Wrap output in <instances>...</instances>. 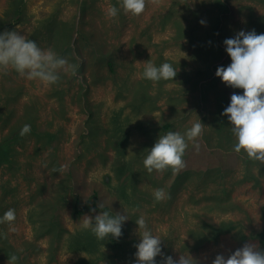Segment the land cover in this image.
Returning a JSON list of instances; mask_svg holds the SVG:
<instances>
[{
	"label": "rangeland",
	"instance_id": "obj_1",
	"mask_svg": "<svg viewBox=\"0 0 264 264\" xmlns=\"http://www.w3.org/2000/svg\"><path fill=\"white\" fill-rule=\"evenodd\" d=\"M9 1L0 0V16L7 10ZM22 1L24 4L21 20L5 25L0 33L5 30L18 31L34 40L41 49L51 48L54 51V43L52 41L48 43L46 38L49 37L47 25L43 23L52 16L74 19L76 29L82 27L87 32H93L95 34L93 39L95 41L99 39L103 43V49L110 52L114 60L115 71L107 70L103 63L105 58L101 53L91 58L95 51L93 45L95 41H93L90 46L83 47V55L89 62L86 67L91 72L92 69L95 70L96 74H91L87 70L85 71L87 77L84 79L79 74L73 77L61 72L58 82V89H63L61 98L54 93V84L45 85L39 80L22 78L11 69L0 72V142L4 139L12 140L7 145L1 146L5 149L8 161L4 158L0 159V185L7 184L15 188L12 198L10 195L6 197L7 201L12 199L8 209H14L16 215L12 227L17 231L10 232L9 225L7 227L10 242L20 252L15 264H80L76 259L84 251L68 249L63 242L64 236L54 244L51 239L52 234L46 233L36 238L37 241L33 242L34 246L26 247L24 240L35 239L27 215L34 212V215L39 216L40 210L45 213L47 210L56 209L55 213L63 227L69 232L75 231L81 227L84 215L94 217L100 212H92L93 208H90L78 217L74 216L72 213L74 197L78 196L82 204L87 203L91 206L95 198L94 191L98 192L99 204L108 206L110 212H120L128 216L126 222L131 227L128 238H133L135 244L140 240L136 219L141 215L145 216L149 229L161 238L162 252L166 256H172L173 259H178L181 254H188L193 258L194 264H212L217 254L227 258L245 243L251 242L259 246L257 239L249 237L254 227L260 228L263 224L261 207L264 205V164L260 162L246 164L248 157L245 152L211 150L208 154L209 161L223 159L228 166L229 162L233 163V172L228 173L225 178L231 182V184L227 183L229 185L227 199L236 206L227 207L228 211H222L220 215L212 208L211 211L208 208L204 209V206H208L207 202L212 203L205 197L211 195L213 184L206 186L202 191L182 188L170 200L169 205L166 203L167 199L156 202L153 192L158 188H163L166 192L167 180H163L166 176L157 172L149 173V176L145 168L135 185L138 191L130 197L131 190L126 188L129 198L123 201L124 199L120 198V193L115 189L117 178L113 161L116 159V152L108 145V136L105 133L102 134L103 137H86L81 147L82 157L77 159L76 150L80 149V146L76 145V140L83 129L87 115L81 108L82 103L78 102L76 97L72 96L71 100L69 93L73 90L80 89L85 94L88 100L83 106L90 107L94 111L92 119L98 128L108 126L113 109L118 111L117 118L132 119L128 113L130 108L128 104L134 102L138 94L135 91L143 89L144 86L154 99L141 101L149 110H142L141 113L136 114L134 119L137 121L157 124L162 123L168 114L180 110L182 106L190 112L193 110V104L191 105L193 95L190 91L184 95L182 101L174 102L173 107L168 102L167 93L176 90L177 86H181L180 83L163 80L153 82L143 76L144 65L149 61L153 63V59L159 55L165 60L174 61L177 64L176 70L181 68L182 63H185L183 67L188 71L196 67L195 61L188 58L189 51L180 49L173 43H162L171 41L168 31L164 30V27L161 28L158 19L164 12L167 0H146L145 9L139 16L125 14L120 9L114 18L106 16V9L112 6L119 8V0ZM83 1L86 6L81 11L80 6ZM232 1L233 18H229L228 23L231 21L236 33L240 30L246 31L250 21L247 11L252 10L258 18L264 14V4L256 0ZM9 9L10 7L8 12L11 13ZM147 35H149V43ZM77 37L74 34L66 43L71 44L73 40L78 39V42L84 45ZM155 42L159 45L155 46ZM127 79L129 84L122 85L121 83ZM162 86L163 91H159ZM122 89L127 90L120 93ZM59 99L64 100L61 104L66 108L65 116L56 113L59 111L57 108L60 106L59 101L57 102ZM124 104L127 108L118 110ZM195 117L193 112L189 121H194ZM26 124L31 126V131L21 136L20 131ZM43 131L46 132L43 134ZM59 131L56 146L54 141L43 142L50 139L51 133ZM145 141V135H141L138 131L131 132L130 147L132 143L138 145ZM102 143L106 144L108 149L103 148ZM131 153L136 155L139 152H125L126 159L130 158ZM202 154L200 153L197 159L201 163L207 162V155ZM245 155L243 161L242 157ZM142 158L144 159L145 156ZM195 162L196 160H193L192 164L195 165ZM61 166L63 171H54V169L59 170ZM246 168L250 169L249 172L255 178L243 177ZM154 180L158 184L163 183V187H158ZM61 183L66 187L64 204L57 205L60 200L57 193L62 192L59 186ZM123 195L125 194L121 192V197ZM199 215L204 219L213 217L214 221L230 218L238 221L240 225L233 227L230 232L219 234L217 239L194 247L195 242L190 229L197 224ZM238 230L244 239L238 236ZM136 251L135 247L133 255L128 257V264H134ZM8 260L0 256V264H8ZM155 260L157 264H161L162 257L158 255ZM105 263L104 260L97 262V264Z\"/></svg>",
	"mask_w": 264,
	"mask_h": 264
},
{
	"label": "trees",
	"instance_id": "obj_2",
	"mask_svg": "<svg viewBox=\"0 0 264 264\" xmlns=\"http://www.w3.org/2000/svg\"><path fill=\"white\" fill-rule=\"evenodd\" d=\"M75 1L80 2V0ZM256 1L264 4V0ZM23 4L22 0L9 1L8 8L10 7L9 10L12 15L8 12L7 8L4 14L0 16V31L5 25L21 20L23 15ZM85 6V1H83L80 6L81 11L84 10ZM248 9L250 8L248 7ZM87 10L88 6L86 8V11ZM247 12L250 21L248 23L249 25L247 24L248 26L245 32L255 30L258 35L264 33V14L261 15V18H258V15H255L252 10ZM232 14V0H167L164 12L158 17L161 28L164 27V30L168 31L171 39L169 42L162 43H173L174 46L189 51L187 54L188 58L190 57V59L194 60L196 63V67L190 71L186 70L183 67L185 63H182L181 68L177 70V74L173 80H168L173 81L172 83H180L181 85L177 86V89L173 90L171 93H167L169 96V104L173 107L174 102L178 100L182 101L183 98H185L184 95L190 91L193 95L191 103V105L193 104V110L191 112L182 106L180 110L171 112V115L168 114L167 118L162 123L147 124L135 120L134 117L136 114L141 113L142 110H149L143 106V102L141 101L148 100L149 98L154 99V96L149 95L146 91L147 87L144 86L143 89L135 91L138 93L134 100L135 103L132 102L128 104L130 106L128 113L132 116V119L129 117H125L124 119L117 118L118 111L117 109H113L112 115L109 117L108 126L98 128L95 121L92 119L94 117V111L90 107L88 108L85 106L84 108L83 106L86 105L88 99L85 94L82 93V90H73L69 93L71 100L72 96H74L78 102L82 103L81 108L87 115L84 120L83 129L79 132L76 140V145L80 146V149L76 150L77 159L82 157L80 152H82V143H85L86 137L98 138L105 133L106 136H108V145L116 152V159L113 161V169L117 178L115 189L117 193H120V198L124 199L123 201H126L129 196H133L138 191L135 185L140 178L139 176L145 171L143 165L144 159L142 157H146L148 150L155 144L159 136L169 131L183 134L191 127L193 122L200 119L204 124V130L202 135L198 137L195 142L199 145L198 149L192 142H189L188 148L185 150L184 156L182 157L184 167L179 171H173L169 168L163 172L166 176L163 180L165 181L166 179L168 185L166 193L169 198H167L166 203L169 205L170 200L175 197L176 193L182 188L202 191L206 186L213 184L211 195L205 197V199L212 201V203L207 202L206 205L208 206H204V209L208 208V210L211 211L212 208L213 211L220 215L222 211H228L227 207L236 206V204L230 203L227 199V188L229 186L227 183L231 184V182L225 178L228 173L233 172V163L229 162L228 166V164L223 162V159L221 161L208 160V154L211 153V150H215L216 152L229 151L236 153L233 148L236 140L231 131L232 125L228 121L227 116L222 115V113L230 104L231 95L234 92L243 94L244 90L226 85L221 81V78L217 77L215 74L219 66L227 67L231 63V58L225 50L226 45H224L223 41L226 38H234L238 33L235 32L231 21L228 23ZM201 21L204 23H201ZM43 24L47 25L49 37L46 38L48 43L51 41L54 43V51L59 56L66 57L69 63L77 67V74L86 79L87 73H85V71L89 70L86 65L89 62L85 60L83 47L90 46V44L95 41L93 39L95 34L83 30L82 27L76 29L74 26V19H61L52 16ZM74 34L83 41L84 45L80 44L78 39L73 40L71 44L66 43L68 38L72 37ZM147 38L149 43V35H147ZM93 45H95V51L91 58L101 53L105 58L103 63H105L107 70L109 72H114V60L110 52L103 49V43L99 39L96 40ZM154 45L158 46L159 43L155 42ZM165 62L170 63L174 68L177 66L174 61H170V59L165 60L162 55L153 59V64L156 66H160ZM89 71L91 72V70ZM91 74H96V71L92 69ZM126 83L129 84L128 79L124 80L121 84L125 85ZM58 85V83L54 84V93L61 98L63 89H58ZM174 86L176 85L174 84ZM126 90L127 89H122L120 93ZM159 91H163V86ZM193 92L196 94H193ZM58 101L60 106L57 107L59 111L56 113L58 115L62 113V115L65 116L66 108L61 104L64 100L59 99L57 102ZM124 107L127 108L124 104L122 107L118 108V110L122 111ZM193 112H195V120L189 121ZM135 131H138L141 135H145L146 141L138 143V145L132 143L130 147L129 137L131 136V132ZM45 132L46 131H43V134ZM59 133L60 131L51 133V137L48 141H43L42 138L40 139L45 143H52L54 141L56 146ZM8 140L9 139H4L0 142V159L4 158L7 161L8 157L5 154V149H2L1 146L4 144L7 145L12 141ZM102 146L108 149L106 144L102 143ZM87 149L89 150V148ZM125 152L139 153L136 155H132L131 153L130 158L126 159ZM241 152L244 151L242 150ZM200 153H203L202 155H207V162L201 163L197 159ZM245 157L246 155L242 157L243 161ZM193 160H196L195 165L192 164ZM249 162H256L259 164V161H253L248 158L246 164ZM249 171L250 169L246 168L243 177L246 179H250L251 177L255 178ZM147 175H149V173ZM154 183L158 185V187H163V183L158 184L155 180ZM59 186L62 192L57 193V196L60 197L59 203H56L57 205L64 204L66 192V187L63 186L62 183ZM126 188L131 190L128 197ZM14 192L15 188L7 184L0 185V216H3L8 210V206L11 205V198ZM121 192L125 194L123 197H121ZM9 195L11 198L7 201L6 197ZM97 195L98 192L94 191L93 196L95 198L91 206L87 203L82 204L80 198L75 196L72 205L73 215L78 217L85 211L90 210V208H95L97 212L108 211L111 215H115L116 213L110 212L109 207L106 205H103L102 208L98 207V205L101 204L97 201ZM261 208L263 224L260 228L254 227L249 238L257 239L259 244L258 247L264 249V205ZM55 210H47V213H42V210H40L39 216L34 215V212L27 215V220L31 225L35 239L24 240L23 242L26 247L34 246L33 242L37 241L36 238L48 233L49 235L52 234L51 239L54 244H56L58 239L64 236L65 240H63V242L66 243L68 249L72 251H84V253L81 252L76 259L80 264H97L100 260L106 261L105 264H128V257L130 258L133 255V249L135 248V240L133 238H128L131 230L128 222H123V234L118 239L113 238L111 234H109V237L105 240H98L90 230L82 229V227L69 232L63 227ZM236 225H240V223L230 218H220L218 221H214L213 217H205L204 219L203 216L199 215L197 224L190 229V234L195 242L194 247L201 246L209 240L217 239L219 234L230 232ZM7 227V223L0 224V256L9 259L12 255H17L18 252L17 257L19 258L20 252L10 242ZM65 233H67V235H64ZM238 236L240 238L243 237L239 230ZM242 239H244V237ZM50 246L51 243L49 247Z\"/></svg>",
	"mask_w": 264,
	"mask_h": 264
},
{
	"label": "clouds",
	"instance_id": "obj_3",
	"mask_svg": "<svg viewBox=\"0 0 264 264\" xmlns=\"http://www.w3.org/2000/svg\"><path fill=\"white\" fill-rule=\"evenodd\" d=\"M145 6L146 0H119V8H107L106 16L114 18L120 9L125 14L139 16ZM223 43L231 63L227 67L219 66L215 74L226 85L244 90L243 94L234 92L231 95L230 104L222 113L232 125L231 131L236 140L234 151L240 153L243 150L250 160L264 164V33L258 35L255 30H240L234 38H226ZM9 69L22 78L39 80L45 85L58 83L61 72L73 76L77 74V67L69 63L66 57L59 56L51 48L41 49L26 34L22 35L15 30L0 33V72H7ZM176 74V68L167 62L156 66L149 61L143 69L144 78L153 82L173 80ZM203 130L204 124L199 119L183 134L169 131L160 135L143 160L147 172L162 174L169 168L173 171L182 169V157L189 142L198 149L199 145L195 142ZM30 131L31 126L26 124L20 135L24 136ZM54 171H63V166ZM153 196L156 202L169 198L163 188L155 189ZM98 207L102 208L103 205ZM91 211L95 212L96 209ZM15 219V210L8 209L0 216V224L7 223L9 231L15 232L17 229L12 227ZM127 219L128 216L124 213L111 215L108 211H103L94 217L84 215L81 227L90 230L98 240H105L109 234L118 239L123 234L122 224ZM136 224L140 240L134 245L137 249L134 264H157L155 257L158 255L162 257L161 264H194L193 258L188 254H181L178 259L166 256L161 249V238L149 229L145 216H139ZM17 259L15 254L12 255L8 264H15ZM212 264H264V249H260L255 243H245L227 258L217 254Z\"/></svg>",
	"mask_w": 264,
	"mask_h": 264
},
{
	"label": "bare ground",
	"instance_id": "obj_4",
	"mask_svg": "<svg viewBox=\"0 0 264 264\" xmlns=\"http://www.w3.org/2000/svg\"><path fill=\"white\" fill-rule=\"evenodd\" d=\"M253 231V230H252Z\"/></svg>",
	"mask_w": 264,
	"mask_h": 264
}]
</instances>
